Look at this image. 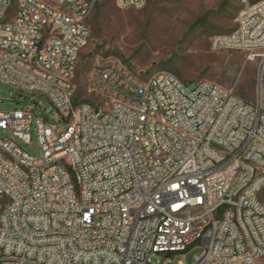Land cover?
Masks as SVG:
<instances>
[{
    "label": "built area",
    "instance_id": "built-area-1",
    "mask_svg": "<svg viewBox=\"0 0 264 264\" xmlns=\"http://www.w3.org/2000/svg\"><path fill=\"white\" fill-rule=\"evenodd\" d=\"M103 1L17 0L11 13L0 0V82L46 96L66 123L0 109V264H264V0H241L237 26L212 38L258 62L255 101L104 53L87 74L98 99L79 96ZM34 123L39 157L17 140Z\"/></svg>",
    "mask_w": 264,
    "mask_h": 264
},
{
    "label": "rangeland",
    "instance_id": "rangeland-1",
    "mask_svg": "<svg viewBox=\"0 0 264 264\" xmlns=\"http://www.w3.org/2000/svg\"><path fill=\"white\" fill-rule=\"evenodd\" d=\"M14 0L10 12L15 10ZM241 0H146L142 8H119L115 0H105L94 9L89 23L92 34L84 47L75 81L79 96L90 101L87 74L97 53L119 57L130 69L151 73L160 68L175 71L190 88L200 80L226 86L236 95L255 101L258 62L248 59L245 50H214L212 38L237 26ZM9 12V13H10ZM31 107L52 125L66 123L53 103L43 95L30 93L0 82V109L13 111ZM36 157L41 156L35 123L30 142L17 139ZM184 259L183 253L175 261Z\"/></svg>",
    "mask_w": 264,
    "mask_h": 264
}]
</instances>
